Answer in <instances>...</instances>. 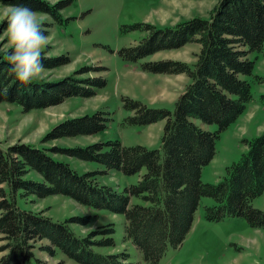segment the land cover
<instances>
[{"label": "trees", "instance_id": "obj_1", "mask_svg": "<svg viewBox=\"0 0 264 264\" xmlns=\"http://www.w3.org/2000/svg\"><path fill=\"white\" fill-rule=\"evenodd\" d=\"M13 4L49 13L59 22H62L59 12L68 5L61 3L55 7L41 0H13ZM136 28L150 34L137 45L119 50L128 62H138L158 51L188 43L200 45L193 64L163 59L142 65L144 71L189 77L175 101L174 112L123 98L125 107L133 112L127 123L149 125L165 120L161 147L125 146L119 139L72 148L0 146V185L4 184L0 186V240L5 242L0 247L3 252L0 264H49L37 256V247L52 256L61 251L81 264H135L129 261L127 253L103 254L94 250L93 247L115 246L112 226L78 236L70 223L89 224V216L56 221L21 209L16 201L18 194L23 197L61 194L89 207L123 214L126 239L143 254L146 262L154 264L169 248L183 244L203 197H212L216 202L205 206L207 220L245 217L251 227L264 229V209L252 203L264 193V133L241 139L247 151L226 166L219 182L202 179L203 169L216 155L217 140L254 99L253 84L264 83V75L255 73L257 54L264 52V0H219L208 17H193L173 27L143 23L132 26ZM68 62L67 57H61L49 60L48 65L56 67ZM9 67L7 56L0 52V81L7 90L6 94H0V103H17L25 112L57 105L73 96H94L97 88L107 83L103 76L82 80L70 76L56 82L33 80L21 85L9 73ZM259 99L264 105V93ZM109 121L110 117L102 110L69 118L54 126L43 140L97 134L107 129ZM212 124L218 125L214 131L204 126ZM51 151L97 162L103 169L80 173L68 162L56 160L49 154ZM30 170L38 172L43 181L26 178ZM110 170L139 174L140 178L138 183L119 192L94 178ZM134 196L141 197L144 204L131 205ZM98 234L102 237L95 239ZM44 240L49 242L39 244Z\"/></svg>", "mask_w": 264, "mask_h": 264}, {"label": "rangeland", "instance_id": "obj_2", "mask_svg": "<svg viewBox=\"0 0 264 264\" xmlns=\"http://www.w3.org/2000/svg\"><path fill=\"white\" fill-rule=\"evenodd\" d=\"M50 6L68 4L59 12L62 22L49 13L38 10L43 15L42 31L50 37L42 49L44 68L47 76L39 82H56L66 77L78 79L103 76L106 86L97 88L91 97L73 96L62 103L46 108L31 109L27 112L17 103H0V146L30 144L40 148L84 147L93 143L119 139L125 146L141 144L150 149L161 147V137L165 120L149 125H135L126 122L133 115L125 107L124 97L140 100L154 108L175 110V101L183 92L189 77L186 74L153 73L144 71L142 65L150 61L172 59L193 64L196 53L200 51L197 43H188L176 49L161 50L146 56L138 62L124 60L119 50L137 45L149 36V31L132 29L136 24H149L156 27H173L177 23L193 17H208L219 0H41ZM14 5L13 0H0V52L4 55L11 51L7 47V20L3 16L5 6ZM7 56V55H6ZM255 73L264 75V53L257 54ZM67 57L68 63L51 67L48 61ZM255 57V54L253 55ZM47 59H49L47 61ZM105 68L94 71L92 68ZM91 68V71L84 72ZM80 72V73H79ZM261 84H253V94L260 97ZM260 100V99H259ZM102 110L110 117L106 130L92 135L62 137L46 141L43 137L60 122ZM243 119L230 131H224L217 140V157L205 167L203 181L217 183L225 175L226 166L239 160L245 146L241 139L253 138L264 133V109L251 106L242 114ZM196 122L202 125L200 120ZM214 131L218 125H204ZM229 132H232L229 134ZM235 133V134H234ZM241 137L240 140L238 138ZM58 161L68 162L78 172H93L103 169V165L77 159L61 153H49ZM145 172V169L142 173ZM26 178L43 181L42 176L30 170ZM100 184L124 191L130 184L139 181V174L126 175L113 170L98 173L95 177ZM0 186H4L1 184ZM21 209L40 213L56 221H65L73 216H89V224L70 223L78 236H88L102 229L113 227L115 230L113 247H93L103 254H129V261L135 264H154L146 262L143 254L125 237V216L104 209H96L79 203L77 200L54 194L46 197L36 195L23 197L17 195ZM141 203V197H132L131 205ZM212 197H203L196 213L194 223L183 244L179 248H169L162 259L155 264H264V229L253 228L245 217H225L220 221L205 218V205H214ZM254 207L264 209V193L253 200ZM0 234V238H1ZM98 234L95 239L101 238ZM49 241L44 240L39 244ZM0 240V247L4 244ZM38 244V245H39ZM38 257L49 264H81L58 251L55 256L35 249ZM3 252H0V256ZM128 262V260H127Z\"/></svg>", "mask_w": 264, "mask_h": 264}, {"label": "clouds", "instance_id": "obj_3", "mask_svg": "<svg viewBox=\"0 0 264 264\" xmlns=\"http://www.w3.org/2000/svg\"><path fill=\"white\" fill-rule=\"evenodd\" d=\"M3 16L7 20V47L11 48L6 53L9 73L21 85L45 79L47 70L43 65L42 49L50 37L42 31L43 15L27 7L10 5L4 7ZM6 91L0 81V94Z\"/></svg>", "mask_w": 264, "mask_h": 264}, {"label": "crops", "instance_id": "obj_4", "mask_svg": "<svg viewBox=\"0 0 264 264\" xmlns=\"http://www.w3.org/2000/svg\"><path fill=\"white\" fill-rule=\"evenodd\" d=\"M264 57V56H263ZM259 90V92H260V94L261 93H264V83L263 84H261L260 85V88L258 89ZM253 107V106H258V108L259 109H264V105H262L261 104V102H260V100H259V97H258V95L255 93L254 94V99L248 104V106H247V110H249V107ZM242 119H243V115L235 122V123H233L232 125H230L229 126V128L226 130V131H230V129L232 128V127H234V129H235V132H236V125H238L240 122H242ZM256 119H258L259 120V122H263L264 121V117H262V116H260L259 117V115L256 117ZM165 125V124H164ZM164 129V128H163ZM230 133H232V132H229V134ZM235 134V133H234ZM241 139V137H239L238 138V140H240ZM246 146V145H245ZM247 149L248 148H242V150H243V152H245V151H247ZM215 157H217V149H216V155H215ZM215 157H214V159H215ZM113 172V170H110V172ZM204 171H205V168L203 169V174H202V177H203V175H204ZM203 200V199H202ZM202 202V201H201ZM197 213V212H196ZM195 217H196V215H195Z\"/></svg>", "mask_w": 264, "mask_h": 264}]
</instances>
